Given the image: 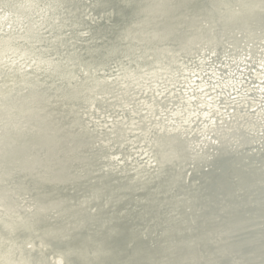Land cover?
I'll return each mask as SVG.
<instances>
[{
    "label": "water",
    "instance_id": "water-1",
    "mask_svg": "<svg viewBox=\"0 0 264 264\" xmlns=\"http://www.w3.org/2000/svg\"><path fill=\"white\" fill-rule=\"evenodd\" d=\"M37 1L0 0V8H14L8 15L12 31L0 30V69L14 78L0 92V130L17 141L16 150H8L0 137V264H53L61 256L75 264H262L264 147H253L259 136L254 120L238 119L216 148L202 154L183 133L159 131L158 170L138 178L97 168L104 144L81 125L79 106L85 89L90 99L112 95L102 90L100 70L121 61L105 67L116 56L109 44L128 46L133 56L129 64L120 58L127 65L122 81L136 73L170 72L180 59L203 49L211 58L221 56L227 45L236 49L235 56L245 51L254 64L264 45L260 0H90L109 7L95 24L72 25L77 35L84 25L92 33L83 47L75 36L60 57L41 50L44 64H54L45 71L39 63L30 72L6 66L11 50L22 54L21 39L38 43L39 35L26 33L19 41L18 22L53 19L47 26L59 44L67 40L63 30L72 27L54 20L66 15L65 22L85 21L84 12L73 8L77 0L56 8L48 7L54 0H43L41 9ZM53 9L56 14L48 15ZM170 24L180 27L173 36L181 37L157 31ZM184 32L189 37L182 39ZM88 47L96 48L91 56L83 51ZM80 77L93 84L74 87ZM105 84L107 89L116 83ZM9 101L24 108L7 106ZM115 132L123 137L121 127ZM21 198L31 206L24 207ZM121 238L120 249L131 255L111 252Z\"/></svg>",
    "mask_w": 264,
    "mask_h": 264
},
{
    "label": "bare ground",
    "instance_id": "bare-ground-1",
    "mask_svg": "<svg viewBox=\"0 0 264 264\" xmlns=\"http://www.w3.org/2000/svg\"><path fill=\"white\" fill-rule=\"evenodd\" d=\"M67 2V0H54L48 7L56 8L60 6V4H63L64 7H68ZM42 3L43 0L37 1V5L40 9L42 8ZM74 3L76 6L73 8L84 12L85 21H77L75 18L67 17L65 22L66 15L59 16L54 21L63 19V24H67L69 27H72L73 24H95V21L99 22L101 20L104 10L109 7L104 4L101 5L99 2L93 3L90 0H77ZM66 9L71 10L70 8ZM117 10H119L118 7ZM12 11H14L13 4L0 8V30H2L5 35H8V33L12 31V26H14V21L8 16ZM54 14H56L54 9L51 11L48 10V15L53 16ZM90 14L91 17L89 16V18H91L92 22L86 18V16ZM94 14H98L99 16ZM37 20L31 22V24L18 22V24H20L18 32H22L17 38L19 39L24 33L28 36L39 35L37 43L39 45L36 44V46H34L31 42H27V44L21 39L22 45L18 46L21 47L19 51L22 52V56L18 51L11 50L5 56L4 64L6 66L16 65L21 69L26 70V72H30L32 68L36 67L37 63H39V66L41 65L44 67V71L46 69H52L54 64H44V54L41 50L47 49L50 52V55L55 53L60 57L65 52L69 40L76 36L77 39H79L77 46L83 47L84 42H87L86 39L88 36L92 35L90 31L88 33L84 29L85 25L79 27L80 33L78 35L73 32L75 29L72 27L63 30L67 40H64V42L59 41V44L56 42L53 43V41L56 40L57 35L50 31L51 29L47 26V24H52L50 20L53 19L48 20V18H41L39 21ZM139 29L144 30L145 28L142 27V29ZM179 30L180 27H176V24H170V26L164 31L161 28H157L158 32L172 37H181L182 35L173 36V34ZM183 36L184 38L182 39L189 37L188 32H184ZM106 37L107 36H105V39L108 40ZM158 37L160 38L164 36ZM143 38L145 39V37ZM145 42L146 41H143L140 45H143ZM108 46L116 56H114V59L109 60L105 67L116 60H119V62L121 61L118 63L119 65L111 64L108 68H105L106 70L104 67L100 70V73L102 74L100 76L103 77L102 90L107 92L105 94L111 93L112 95L103 98V101H101V98L103 97L101 96L99 101V99L95 97L90 99V90L85 89L82 91L83 94L81 95L79 105L81 106V125L87 126V132L96 133L98 135L99 140L102 141L100 146L104 144L102 151L104 154L102 159L98 161V169H102L103 167L107 169L106 172H108V174L112 173L114 176L120 173L127 177L137 176L138 178H141V176L144 175L143 171L150 176L157 172L159 161L161 160L160 156L162 155V150L158 151V147H161V138H158L159 131L161 133H164L166 130L168 132L172 131L173 135L183 133L191 143V147L197 153L202 154L209 152L212 147L216 148L219 141H221L225 135H228L233 127H236L235 123H237L238 119L244 121H248L249 119L254 120L255 123L253 126H255V124L257 125L259 136L255 134L254 138L256 139V143H254L253 147L259 150L264 147V136L260 133L264 120V108H261L260 106L258 107L259 104L256 103L254 99L248 97V95H254L255 93L264 94V45H262L259 57L254 64L249 63L245 51L235 56L236 54L234 55L232 52L236 49L227 45L225 46V49L228 50L221 53V56L211 58V51L203 49L200 54H189V57L185 56L180 59L174 67H171L174 68L173 70L176 69V72L171 70L166 73L163 71L151 73L143 72L142 74L136 73L133 77L128 78L127 81L125 80L126 83L125 81H122L123 75L121 70L127 65L125 62H122L123 60L121 59L126 57L125 61L128 64L130 63V57L133 56L129 54V47L117 48L114 44H109ZM6 48L8 49V47ZM33 48L37 49L39 52L34 53L32 51ZM95 49L96 48L94 47H88L83 51L86 55L91 56ZM137 57H139V55H137ZM137 57L136 60H138ZM53 59L57 58L54 57ZM80 61L82 62V60ZM246 62L248 66L257 65V71H253V78L256 79L254 83L258 84L252 86L253 90L247 89L246 91L248 92L237 91L236 89L239 87L240 82L239 80L237 82L236 78L239 79L240 75L241 77L243 76L242 73L244 72H242L243 69L241 66L246 64ZM0 70H2L0 72V92H4L2 88L5 87L9 80L14 83V78L6 73V69ZM208 79L212 82L213 86H208L210 85ZM113 80L116 82H113ZM183 80L190 83V87L193 86L194 89H192V91L189 90L190 92L185 90L183 94L177 92L174 87ZM108 82L110 84H116L115 86H110L111 89H106L104 88V85L106 86L105 83L109 85ZM92 84L93 81H91V79L83 81L82 77H80L74 87H83ZM116 85H118L119 89L116 88ZM161 87H163L166 93L163 90L160 91ZM215 89L223 92V95H221L220 98H218L219 95L211 92ZM194 90H196V92H194ZM208 92L210 95L208 94V96L205 97V93L207 95ZM228 92L234 96L230 98L228 94L229 98H226L225 96ZM100 95L102 94L99 93L98 96ZM226 99H232V101L227 102V111H224L219 106L218 101H226ZM170 104H173L174 108L169 110V114L166 117L162 116V113ZM7 106H14L17 107V109L24 108L23 104L18 105L14 101H9ZM195 106H198L197 108L199 110ZM91 108L92 111H90ZM200 109L202 110L200 111ZM120 127L124 130L123 137H120L122 133L119 134L115 132L116 129H120ZM97 129H100L104 135H107L106 139L104 138L103 133ZM253 129H255V127ZM36 136L40 137L42 135L37 134ZM0 137L3 139L6 149L16 150L17 141L13 136H6L0 130ZM246 142L247 141H245V143ZM177 145L180 147L179 144ZM137 146L142 148L146 154V161L138 162L132 157L134 153L133 150ZM20 151L22 152L21 149ZM189 163L191 165L194 164L193 161H190ZM189 163L186 164V167H188L186 172L191 174L192 169ZM107 180H109L108 176ZM27 189L25 190V193L29 195L31 192ZM20 202H22L24 207H27V205L31 206L32 204L31 201L27 202L26 199L23 200L22 198ZM194 230L197 240H201V234L198 229L194 228ZM123 239L115 240L113 243L114 246H111L110 250L112 253H126L131 255L127 250L124 252L123 248L120 249ZM200 250L205 251L202 247ZM207 256L208 255H205L204 258Z\"/></svg>",
    "mask_w": 264,
    "mask_h": 264
},
{
    "label": "rangeland",
    "instance_id": "rangeland-1",
    "mask_svg": "<svg viewBox=\"0 0 264 264\" xmlns=\"http://www.w3.org/2000/svg\"><path fill=\"white\" fill-rule=\"evenodd\" d=\"M242 67V69H243V71L242 72H244V73H242V72H240V73H242V77H241V75L239 76V79H237L236 78V81L238 82V80H239V87L236 89L237 91H243V92H248V91H246L247 89H252L253 90V87L252 86H254V85H256V84H258V83H254V81L256 80V79H254L253 78V71H257L256 70V67H257V65H253V66H248L247 65V62H246V64H244L243 66H241ZM237 73H239V72H237ZM210 79V78H209ZM208 79V80H209ZM263 80H264V77H263ZM208 83L210 84V85H208L209 87L210 86H213V84H212V82L209 80L208 81ZM253 85H252V84ZM187 86H189V87H187ZM251 86V87H250ZM174 89H176V91L177 92H179V93H184V91L185 90H187V92H190L189 90H191L192 91V89H194V87L192 86V87H190V83H187V82H185L184 80L183 81H181L180 83H178V84H176V86L174 87ZM161 90H163L165 93H166V91L163 89V87H161L160 88V91ZM211 91V90H210ZM209 91V92H210ZM194 92H196V90H194ZM207 93V95H206V93H205V97L206 96H208V94L210 95V93L211 92H213L214 94H216V95H219V97L218 98H220V96L221 95H223V92L221 91V90H217V89H215V90H212L210 93ZM234 92H236V91H234ZM192 94V93H191ZM194 94V93H193ZM228 94H229V97L231 98V97H233L234 95H231L230 94V92H228L227 93V95L225 96L226 98H229L228 97ZM260 96V97H259ZM262 96V97H261ZM248 97L249 98H252V99H254V101H256V103H258L259 105H258V107L260 106L261 108H264V94L262 93V94H254V95H248ZM261 98V99H260ZM256 99H258V100H256ZM228 101H232V99H226V101L225 100H219L218 101V104H219V106L224 110V111H227L226 109H227V107H228V105H227V102ZM224 103V104H223ZM230 106V105H229ZM196 108L198 107V106H195ZM172 108H174V105L173 104H170L169 106H168V108L167 109H165L164 110V112L162 113V116H164V117H166L168 114H169V110L170 109H172ZM198 109V108H197ZM199 110V109H198ZM202 109H200V111H201ZM250 112H251V108H250ZM260 133L264 136V120H263V125H262V129H261V131H260ZM134 153H133V155H132V157L133 158H135L138 162H142V161H146L147 160V156H146V154L144 153V151L142 150V148H139L138 146L137 147H135L134 148Z\"/></svg>",
    "mask_w": 264,
    "mask_h": 264
},
{
    "label": "snow or ice",
    "instance_id": "snow-or-ice-1",
    "mask_svg": "<svg viewBox=\"0 0 264 264\" xmlns=\"http://www.w3.org/2000/svg\"><path fill=\"white\" fill-rule=\"evenodd\" d=\"M260 8L261 11L264 12V0H260ZM29 247H31V245H29ZM53 264H75V262L66 261L63 256H61V258L54 261ZM262 264H264V262H262Z\"/></svg>",
    "mask_w": 264,
    "mask_h": 264
}]
</instances>
